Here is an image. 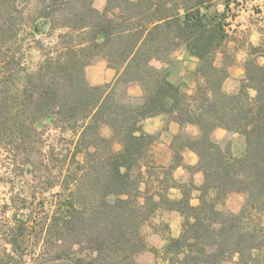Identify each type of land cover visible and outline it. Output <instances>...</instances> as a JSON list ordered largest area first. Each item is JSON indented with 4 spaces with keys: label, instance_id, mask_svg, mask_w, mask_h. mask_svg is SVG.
Segmentation results:
<instances>
[{
    "label": "trees",
    "instance_id": "16d2710c",
    "mask_svg": "<svg viewBox=\"0 0 264 264\" xmlns=\"http://www.w3.org/2000/svg\"><path fill=\"white\" fill-rule=\"evenodd\" d=\"M231 1L105 0L100 9L95 0H0V145L17 150L24 175L42 177L46 130L74 134L69 164L57 169L65 183L59 202L19 220L7 234L13 248L31 233L45 258L138 264L140 253L159 252L144 226L161 210H177L181 231L165 238L161 264H264V29L259 43L247 44L238 89L227 91ZM180 47L198 59L191 91L172 77ZM99 58L116 76L92 84L86 66ZM132 84L140 95L129 93ZM159 114L179 124L168 164L152 151L161 132L144 127ZM221 127L244 136V154L231 137H214ZM185 148L197 164L184 162ZM180 166L201 171L202 182L178 179ZM233 191L246 194L239 211L223 206Z\"/></svg>",
    "mask_w": 264,
    "mask_h": 264
},
{
    "label": "rangeland",
    "instance_id": "374dc122",
    "mask_svg": "<svg viewBox=\"0 0 264 264\" xmlns=\"http://www.w3.org/2000/svg\"><path fill=\"white\" fill-rule=\"evenodd\" d=\"M237 1L240 2L237 4ZM105 0H95V6L102 9ZM231 12L228 17L229 50L235 54V57L243 56L247 49L248 42L257 44L262 37L264 29V0H232ZM222 6H220L221 8ZM49 31V30H48ZM58 30L52 36L45 39V43H53ZM49 33V32H48ZM257 42V43H256ZM236 47V49H234ZM235 50V51H234ZM176 61L173 65V79L175 81H185L191 91L195 85L194 70L185 68L186 52L183 47L174 52ZM222 53H218V62ZM40 54L37 50L30 53V60L34 65L39 61ZM155 65L160 66L161 62L154 60ZM183 70H186L183 72ZM86 76L92 84H101L112 81L116 76V70L108 65L105 58H99L86 66ZM138 84H132L128 91L132 95H138L140 92ZM188 130H191L188 128ZM104 133L109 135L108 128H104ZM74 134L71 131L63 132L60 129L50 128L43 135V167L39 174L42 177H33L23 174V166L15 164L13 161L17 150L0 145V258L11 260L12 264H76L68 259H49L42 254V241L29 233L23 241H19L14 248L7 241L10 229L26 214L33 211L34 214L42 215L51 210L59 202L58 192L65 187L62 179L57 176V169L69 164V157L73 150L72 138ZM171 129H166L160 135L159 140L154 144L152 151L154 157L163 164H168L171 157L170 139ZM233 142V149L237 155L244 154L245 138L239 134L227 133L224 138H230ZM223 138V139H224ZM222 140V139H221ZM9 148V149H8ZM34 152V150H33ZM184 159L186 164H196L197 155L191 151L186 152ZM81 158V157H80ZM41 176V175H40ZM175 176L182 181H189L191 178L195 184H200L203 179L201 171L190 173L183 166L175 171ZM68 192V189H67ZM176 191H171V195ZM198 192L194 190L192 198L198 202ZM246 201V194L241 191L231 192L224 201L223 206L233 211H239ZM183 216L177 211H159L144 226L143 232L146 235L150 247L158 248L159 252L151 249L140 253L137 256L138 264H161V250L164 247L166 237L177 235L181 229ZM156 230H160L157 233ZM22 244V245H21ZM23 254V255H22Z\"/></svg>",
    "mask_w": 264,
    "mask_h": 264
},
{
    "label": "crops",
    "instance_id": "0c3cea01",
    "mask_svg": "<svg viewBox=\"0 0 264 264\" xmlns=\"http://www.w3.org/2000/svg\"><path fill=\"white\" fill-rule=\"evenodd\" d=\"M247 56H248V52L246 49L243 56H239V58H238V56H237V58L235 57V62L229 67V76L227 77V79L225 80V83H224V87L227 91H235L238 89L239 79L244 75V72H245L244 62H245ZM220 61H222V57L220 58ZM183 62L186 63V65H187V66H185V68H188L190 70H194L198 65L197 57L191 56V55H186L185 60ZM185 71L186 70H183V72H185ZM141 93H142V89L140 88V92L138 95H140ZM167 122L168 121H167V118L165 115H162V114L154 115V116L148 117L145 120L144 127H145L146 131H148V132H151V133L161 132V134L166 129H171V133L173 136L174 134H176L179 131V124L175 121H170L168 124H167ZM166 125H168V128L165 127ZM188 128H190L192 132H195V133L197 132V128L195 126H189ZM227 133H228V131L225 128L221 127V128H218L215 130L214 137L218 140H221L226 136ZM171 140H172V137L170 139V143H171ZM188 151L195 153L192 149L185 148L183 150V154H185ZM196 161L198 162V159ZM184 162H185V159H184ZM192 165H195V164H192ZM174 190L176 191V194H174L173 196L178 197L180 195L179 190H177L176 188H173L172 191H174ZM197 192H198V190H197ZM194 201L195 200L192 198L191 202L193 204H197L199 202V201L198 202H194ZM163 211H168V210H163ZM171 211H177V210H171ZM177 212L180 213L179 211H177ZM181 216H183V215L181 214ZM181 227H182V223H181ZM180 231H181V229H180ZM180 231L178 232V234L180 233ZM156 232L160 233V230H156ZM177 235H172V236H177Z\"/></svg>",
    "mask_w": 264,
    "mask_h": 264
}]
</instances>
